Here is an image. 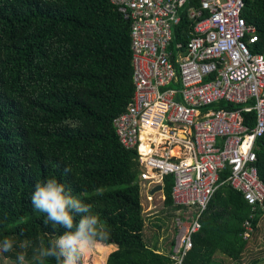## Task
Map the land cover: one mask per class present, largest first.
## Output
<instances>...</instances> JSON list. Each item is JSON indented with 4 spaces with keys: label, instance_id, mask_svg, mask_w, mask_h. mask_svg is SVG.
<instances>
[{
    "label": "trees",
    "instance_id": "1",
    "mask_svg": "<svg viewBox=\"0 0 264 264\" xmlns=\"http://www.w3.org/2000/svg\"><path fill=\"white\" fill-rule=\"evenodd\" d=\"M243 1L240 16L257 34L250 51L264 56V0ZM194 25L181 20L173 40L184 44ZM133 91L130 24L111 0H0V241H13L11 251H0L1 259L19 264L23 253L24 264H37L41 242L47 246L63 234V227L46 224V214L31 203L36 183L56 178L106 225L105 245L117 248L107 264H170L166 250L160 252L157 241L145 236L137 155L120 144L112 125ZM235 107L220 101L202 112ZM254 116H246L249 127ZM255 145L257 176L264 184V135ZM228 176V169L220 174L184 264H215L218 256L232 264L258 263L259 257L244 263V255L264 211L253 212ZM172 186L173 176L165 175L168 212L178 209Z\"/></svg>",
    "mask_w": 264,
    "mask_h": 264
},
{
    "label": "built area",
    "instance_id": "2",
    "mask_svg": "<svg viewBox=\"0 0 264 264\" xmlns=\"http://www.w3.org/2000/svg\"><path fill=\"white\" fill-rule=\"evenodd\" d=\"M111 3L130 24L134 87L113 129L120 144L136 152L139 182L163 185L165 175L173 176L172 202L178 209L167 255L170 264H184L224 170L253 212L263 210L255 144L264 135V56L250 51L257 34L240 16L243 0ZM181 20L196 22L184 44L173 40ZM220 101L236 107L202 112ZM243 227L248 240L250 221Z\"/></svg>",
    "mask_w": 264,
    "mask_h": 264
},
{
    "label": "clouds",
    "instance_id": "3",
    "mask_svg": "<svg viewBox=\"0 0 264 264\" xmlns=\"http://www.w3.org/2000/svg\"><path fill=\"white\" fill-rule=\"evenodd\" d=\"M68 171L65 168V173ZM97 194L102 195L103 189H97ZM31 203L35 210L46 214V224L51 222L65 229L63 234L50 239L47 246L41 242L34 256L37 264H45L47 258L54 259L55 264H79L83 255L105 246L110 239L106 225L93 213L91 205L75 198L56 178L37 182ZM76 216L80 217L78 221ZM20 247L26 248L27 244L22 243ZM12 248L11 239L0 241V251L9 252ZM17 259L19 264H24L25 255L21 253Z\"/></svg>",
    "mask_w": 264,
    "mask_h": 264
},
{
    "label": "rangeland",
    "instance_id": "4",
    "mask_svg": "<svg viewBox=\"0 0 264 264\" xmlns=\"http://www.w3.org/2000/svg\"><path fill=\"white\" fill-rule=\"evenodd\" d=\"M149 183L141 184V202H145V193L148 191ZM152 209H149L151 206L142 204L143 205V213L145 218V236L149 240L157 241V244L160 246L161 249L164 251L168 250L170 241L172 240V228H173V218L166 214L167 212L165 209L162 208L161 199L159 193L155 194L152 197ZM174 217V216H173ZM264 235V217L260 216L257 221L256 232L254 235L251 236L248 242V248L246 254L244 255V263H247L249 259L252 257H262L264 254V237L262 240L258 239V236ZM261 248V250L259 249ZM253 255V256H252ZM88 256V255H87ZM1 257V256H0ZM88 264H93L91 259L87 260ZM215 264H232L233 261L226 260L220 258L217 262L214 261ZM0 264H15L8 262L6 259L0 258ZM94 264H99L94 263ZM257 264H264V258H260Z\"/></svg>",
    "mask_w": 264,
    "mask_h": 264
},
{
    "label": "crops",
    "instance_id": "5",
    "mask_svg": "<svg viewBox=\"0 0 264 264\" xmlns=\"http://www.w3.org/2000/svg\"><path fill=\"white\" fill-rule=\"evenodd\" d=\"M144 183H148V182H139V185H140V188H141V184H144ZM158 184H160V183H158ZM157 185V184H156ZM156 185H153V184H151V183H149V185H147L148 186V191H146V193H145V202L144 203H142V204H146V205H150L151 207L149 208V209H152L153 208V206H152V203H153V199H152V197L155 195V194H157V193H159V195H160V199H161V205H162V208L163 209H165L164 208V206H163V200H164V195H163V192H162V190H163V185L162 184H160L161 185V189L160 190H155V191H153V192H151V190H152V188L154 187V186H156ZM167 211V210H166ZM263 211H264V208H263ZM166 214H169L172 218H174L173 216H175V211L174 212H172L171 210L168 212H165ZM260 216H262V217H264V215H260ZM259 216V217H260ZM259 219V218H258ZM256 227H257V224H256ZM173 237H174V229L172 228V240L171 241H173ZM264 237V235H259L258 236V239H260V240H262V238ZM171 241H170V243H171ZM157 246H158V248H159V250H160V252H163V249H161L160 248V246L157 244ZM170 244H169V248H168V250L166 251V254H168L169 253V250H170ZM262 248H264L263 246H262ZM117 248H116V246H114V245H105V246H103V247H101V249H96L95 251H93V252H90V253H87V254H85V255H83V257L81 258V260H80V262H79V264H88L87 262V260L88 259H91V261L93 262V264L94 263H99V264H107V259H108V257H109V255H110V253H112L113 251H115ZM260 250H261V248H259ZM88 255V256H87ZM221 257L220 256H218V257H215V261L217 262L219 259H220ZM260 258H264V254H263V256L262 257H259V259Z\"/></svg>",
    "mask_w": 264,
    "mask_h": 264
},
{
    "label": "water",
    "instance_id": "6",
    "mask_svg": "<svg viewBox=\"0 0 264 264\" xmlns=\"http://www.w3.org/2000/svg\"><path fill=\"white\" fill-rule=\"evenodd\" d=\"M161 189V185L157 184L156 186H154L151 190V192L155 191V190H160Z\"/></svg>",
    "mask_w": 264,
    "mask_h": 264
}]
</instances>
